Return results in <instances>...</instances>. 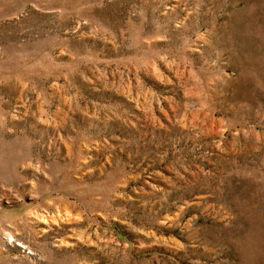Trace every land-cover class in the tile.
I'll list each match as a JSON object with an SVG mask.
<instances>
[{"label":"rangeland","instance_id":"rangeland-1","mask_svg":"<svg viewBox=\"0 0 264 264\" xmlns=\"http://www.w3.org/2000/svg\"><path fill=\"white\" fill-rule=\"evenodd\" d=\"M0 264H264V0H0Z\"/></svg>","mask_w":264,"mask_h":264}]
</instances>
